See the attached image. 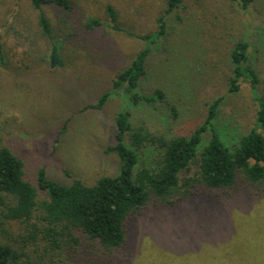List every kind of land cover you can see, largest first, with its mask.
<instances>
[{
    "label": "trees",
    "instance_id": "16d2710c",
    "mask_svg": "<svg viewBox=\"0 0 264 264\" xmlns=\"http://www.w3.org/2000/svg\"><path fill=\"white\" fill-rule=\"evenodd\" d=\"M24 1L37 13L39 37L49 43L47 53L34 62L42 61L49 72L65 71L69 56L73 67L79 65V60L90 66L85 80L94 84V90L79 113L102 111L113 96L132 111L123 108L115 113L111 124L113 141L104 149L106 155L117 159V173L99 177L93 184L77 178L68 183L51 180L43 167L35 169L30 178L25 159L7 143L5 123L0 124V264H55L62 257L80 264H107L124 248L129 221L148 210H169L201 198H230L238 191L263 201L264 97L259 94L262 83L254 62L264 56V26L254 30L251 38L242 34L221 49L228 73L226 95L208 104L205 119L189 134L169 135L147 123L145 110L140 114L134 112L139 108L154 110L161 105L169 107V115L176 118V110L170 108L163 91L153 89L151 94L144 93L142 87L152 67L173 48L187 0L152 2L156 28L144 34L129 28L144 16L133 0H121L120 6L107 2L100 8L103 17L87 13L77 22L71 18L74 6L81 0ZM193 2L199 11L201 31L210 35V41L229 32V15L235 12L234 6L246 13L258 11L255 4L261 2L259 9L264 11V0ZM50 8L57 12L56 27H52L44 11ZM79 31L96 37L88 40V51L83 50L80 58L74 57L80 53L76 48L64 59L62 45L74 40ZM102 31L124 35L142 45L113 78L96 70L95 61L100 53L96 33ZM89 46L97 47L94 53ZM99 57L109 63V57ZM7 58L0 44L1 75L17 69ZM36 66L39 65L31 67L21 61L19 71L27 75ZM60 81L63 79L56 83ZM14 83L20 85L16 79ZM242 84L247 85L255 108L253 127L246 132L234 122L220 119L224 102L237 95ZM68 122L69 119L59 130V136L66 132ZM14 228L20 243L17 247L7 241Z\"/></svg>",
    "mask_w": 264,
    "mask_h": 264
},
{
    "label": "rangeland",
    "instance_id": "374dc122",
    "mask_svg": "<svg viewBox=\"0 0 264 264\" xmlns=\"http://www.w3.org/2000/svg\"><path fill=\"white\" fill-rule=\"evenodd\" d=\"M119 1L81 0L74 6L71 19L77 22L89 14L103 17L101 6L107 2L120 6ZM133 2L144 16L129 28L139 34L154 31L156 9L152 2L155 0L150 5L148 0ZM255 6L259 12L252 9L244 13L234 6L235 12L229 15L232 23L229 32L222 37L215 35L217 39L210 41V35L203 33L199 26L197 7L193 0H187L186 9L181 13L183 24L176 32L173 48L152 67L142 87L144 93L151 94L153 89L163 91L170 108L176 110V118L169 115V107L161 105L149 111L139 108L134 114L145 110L147 123L169 135H187L200 125L208 104L227 92L228 73L222 63L221 49L242 34L251 38L254 30L264 26V11L259 9L263 4L258 2ZM44 11L52 27H56L57 12L51 8ZM36 17L37 13L24 0H0V44L7 60L17 68L7 70L8 75L0 72V124L5 123V139L25 159L30 178L38 167L45 168L49 179L63 183L77 178L93 184L99 177L114 176L117 159L106 155L104 149L113 141L111 124L115 113L123 108L132 111V108L127 104L124 107L113 96L102 111L79 113L92 98L94 84L85 80L90 75V66L79 60V65L73 67L69 52L77 48L80 53L74 57L80 58L83 50L88 51V40L96 36L91 33L88 37L79 31L74 40L68 39L62 45L63 57L69 56L65 71L49 72L42 61H33L49 49V43L39 37ZM102 32L96 33L100 51L96 70L113 78L142 45L121 34ZM97 47L88 48L94 53ZM99 55L104 59L109 57V63ZM21 61L31 67L39 66L26 75L19 71ZM254 64L262 83L259 94L264 97V56ZM15 79L20 85H15ZM57 79L63 81L58 84ZM24 82L27 83L23 85ZM22 86L24 89H19ZM254 111L251 93L242 84L239 93L224 102L220 119L232 121L246 132L253 127ZM68 119L66 132L59 136ZM249 196L238 191L230 198H201L178 208L148 210L129 221L124 248L107 264H264V198L262 201ZM17 236L14 228L7 241L17 247L20 245ZM61 260L55 264H80L65 257Z\"/></svg>",
    "mask_w": 264,
    "mask_h": 264
}]
</instances>
